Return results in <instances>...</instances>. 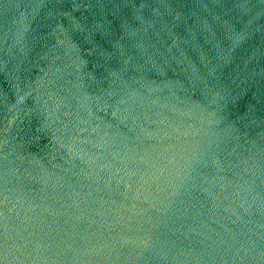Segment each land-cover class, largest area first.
Masks as SVG:
<instances>
[{"label": "water", "instance_id": "95a60500", "mask_svg": "<svg viewBox=\"0 0 264 264\" xmlns=\"http://www.w3.org/2000/svg\"><path fill=\"white\" fill-rule=\"evenodd\" d=\"M0 264H264V0H0Z\"/></svg>", "mask_w": 264, "mask_h": 264}]
</instances>
